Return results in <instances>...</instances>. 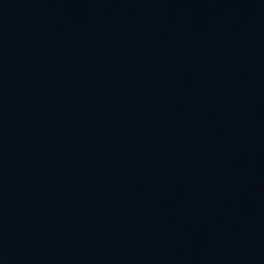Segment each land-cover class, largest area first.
Wrapping results in <instances>:
<instances>
[{"label": "water", "instance_id": "water-1", "mask_svg": "<svg viewBox=\"0 0 264 264\" xmlns=\"http://www.w3.org/2000/svg\"><path fill=\"white\" fill-rule=\"evenodd\" d=\"M0 264H264V0H0Z\"/></svg>", "mask_w": 264, "mask_h": 264}]
</instances>
